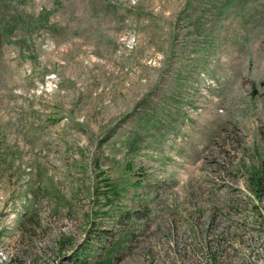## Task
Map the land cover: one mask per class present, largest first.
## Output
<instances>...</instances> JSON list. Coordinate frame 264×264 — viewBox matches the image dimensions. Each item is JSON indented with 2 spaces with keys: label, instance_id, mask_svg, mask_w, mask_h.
I'll return each mask as SVG.
<instances>
[{
  "label": "rangeland",
  "instance_id": "rangeland-1",
  "mask_svg": "<svg viewBox=\"0 0 264 264\" xmlns=\"http://www.w3.org/2000/svg\"><path fill=\"white\" fill-rule=\"evenodd\" d=\"M0 264H264V0H0Z\"/></svg>",
  "mask_w": 264,
  "mask_h": 264
},
{
  "label": "built area",
  "instance_id": "built-area-1",
  "mask_svg": "<svg viewBox=\"0 0 264 264\" xmlns=\"http://www.w3.org/2000/svg\"><path fill=\"white\" fill-rule=\"evenodd\" d=\"M129 46H130V48L132 49L133 47H134V45H135V39H131L130 41H129Z\"/></svg>",
  "mask_w": 264,
  "mask_h": 264
}]
</instances>
